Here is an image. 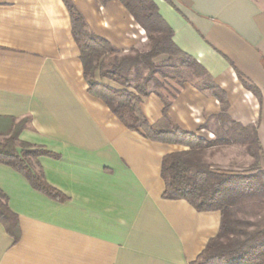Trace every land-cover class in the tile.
I'll return each mask as SVG.
<instances>
[{"label":"crops","instance_id":"obj_1","mask_svg":"<svg viewBox=\"0 0 264 264\" xmlns=\"http://www.w3.org/2000/svg\"><path fill=\"white\" fill-rule=\"evenodd\" d=\"M73 1L120 51L145 41L118 0ZM153 1L173 42L226 93L229 117L256 126L264 170V0ZM87 87L63 1L0 0V139L28 117L18 138L51 153L34 168L64 196L49 197L0 163V189L19 227L14 242L0 222V264H189L217 234L220 214L162 196V157L187 146L127 129ZM159 91L182 130L214 138L204 124L220 112L216 98L188 82ZM140 106L150 123L160 119L155 92Z\"/></svg>","mask_w":264,"mask_h":264},{"label":"trees","instance_id":"obj_2","mask_svg":"<svg viewBox=\"0 0 264 264\" xmlns=\"http://www.w3.org/2000/svg\"><path fill=\"white\" fill-rule=\"evenodd\" d=\"M62 1L70 17L88 93L102 100L127 129L153 141L187 146L186 150L162 157L163 198L183 199L197 211L220 214L217 234L189 264H264V226L256 225L249 218L253 213L264 211V170L260 168L261 147L256 126L243 125L229 117L226 93L194 58L173 42V31L153 0H118L144 30L147 41L146 49L131 48L123 53L90 29L73 0ZM107 1L101 0V3ZM161 56L165 59L158 62ZM175 58L199 78L194 84L197 89L207 92L220 104V112L204 124L212 130V140L182 130L169 117L168 97L156 88H149L150 82L161 86L156 75H166V64L175 68ZM235 71L241 84L259 96L258 88L247 82L236 67ZM150 92H155L163 102L161 117L154 123L147 120L140 106ZM28 121L29 118L24 117L11 122L0 139V163L23 174L33 188L53 199L63 200L64 196L44 181L42 171L34 168L39 155L51 153L18 138ZM224 145L241 146L253 160L250 170H213L205 161L203 151ZM0 222L16 242L19 239L17 216L9 209L1 189Z\"/></svg>","mask_w":264,"mask_h":264},{"label":"rangeland","instance_id":"obj_3","mask_svg":"<svg viewBox=\"0 0 264 264\" xmlns=\"http://www.w3.org/2000/svg\"><path fill=\"white\" fill-rule=\"evenodd\" d=\"M142 37H145V41L136 40L132 44L131 48L137 50H144L147 48V41L145 32L142 34ZM127 52V51H120ZM162 59H165V56L157 58V61L160 62ZM173 63L175 68H169L168 64L164 69L166 73L165 76L161 77L159 74L156 77L159 79L161 86H156L154 82L149 83L150 89L158 90H167L168 93L175 92V88L181 84L188 82L191 84H196L199 82V78L193 75L184 65L179 63L177 58ZM203 156L205 161L211 166L214 170L221 171H249L252 166V158H250L244 151V149L239 145H224L219 148H210L203 151ZM252 222L256 225L263 227L264 226V211L259 212L258 214L253 213L249 216ZM252 228V227H251Z\"/></svg>","mask_w":264,"mask_h":264}]
</instances>
